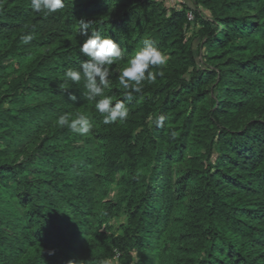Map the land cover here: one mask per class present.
Listing matches in <instances>:
<instances>
[{
  "label": "trees",
  "instance_id": "obj_1",
  "mask_svg": "<svg viewBox=\"0 0 264 264\" xmlns=\"http://www.w3.org/2000/svg\"><path fill=\"white\" fill-rule=\"evenodd\" d=\"M30 5L0 0V264H264V0ZM81 19L120 44L106 94L124 122L103 124L84 79L64 77L87 59ZM146 39L169 57L163 76L125 89Z\"/></svg>",
  "mask_w": 264,
  "mask_h": 264
},
{
  "label": "clouds",
  "instance_id": "obj_2",
  "mask_svg": "<svg viewBox=\"0 0 264 264\" xmlns=\"http://www.w3.org/2000/svg\"><path fill=\"white\" fill-rule=\"evenodd\" d=\"M30 7L35 13L51 14L62 10L65 7V0H31ZM93 23L84 19L78 21V34L86 37L80 46V52L87 59L81 61L80 70L68 69L64 77L73 83H79L82 78L84 79L86 93L83 95L89 101H96L95 108L102 114L103 124L124 122L129 115L125 101L113 103V97L106 94L111 85V77L117 72V69L110 66L122 59V49L112 37L102 36L92 29ZM90 29H92L91 32ZM32 39L31 35H26L23 43L29 44ZM168 60L166 53L162 52L152 40L146 39L143 41V47L136 51L127 62V66L119 70L117 77L119 84L125 89L131 88L132 91L140 92L141 85L145 81L154 82L158 75L163 76V72L156 73L152 69L166 65ZM126 99H131V93L126 94ZM69 100L76 103L78 97L73 94L69 96ZM166 119L164 115L158 116L154 121L151 116L148 118L149 122L154 123L157 128H164ZM57 123L81 136L90 134L93 128L92 121L85 115L70 119L69 114H64L58 118ZM69 264H75V262L69 261Z\"/></svg>",
  "mask_w": 264,
  "mask_h": 264
},
{
  "label": "rangeland",
  "instance_id": "obj_3",
  "mask_svg": "<svg viewBox=\"0 0 264 264\" xmlns=\"http://www.w3.org/2000/svg\"><path fill=\"white\" fill-rule=\"evenodd\" d=\"M161 1H163L167 7H175L177 9H180L181 3H188V0H181V1L161 0ZM189 35L191 36L192 32H190ZM116 194H117V190L113 189L109 195V199L114 200L116 198ZM125 223H126V216H122L121 218L114 220L111 223L113 232L120 233Z\"/></svg>",
  "mask_w": 264,
  "mask_h": 264
},
{
  "label": "built area",
  "instance_id": "obj_4",
  "mask_svg": "<svg viewBox=\"0 0 264 264\" xmlns=\"http://www.w3.org/2000/svg\"><path fill=\"white\" fill-rule=\"evenodd\" d=\"M172 1H181V0H172ZM189 20L192 21L193 20V17L192 15H189Z\"/></svg>",
  "mask_w": 264,
  "mask_h": 264
}]
</instances>
